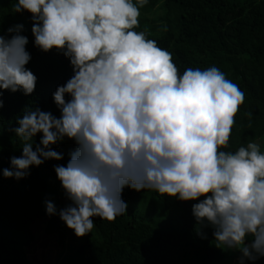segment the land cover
Wrapping results in <instances>:
<instances>
[{
  "label": "clouds",
  "instance_id": "clouds-1",
  "mask_svg": "<svg viewBox=\"0 0 264 264\" xmlns=\"http://www.w3.org/2000/svg\"><path fill=\"white\" fill-rule=\"evenodd\" d=\"M147 3L15 0L13 12L30 13L33 46L62 54L72 75L51 94L59 117L22 109L12 129L21 155L0 174L19 180L30 166L62 159L52 145L67 138L75 148L53 170L68 203L44 207L76 237L92 232L93 218L124 215L128 187L195 201L191 215L212 229L215 247L238 251L237 264L255 262L264 257V151L251 141L226 150L244 93L214 65L178 72L170 52L136 31ZM22 31L16 24L0 35V91L28 96L37 78L25 67Z\"/></svg>",
  "mask_w": 264,
  "mask_h": 264
},
{
  "label": "trees",
  "instance_id": "trees-1",
  "mask_svg": "<svg viewBox=\"0 0 264 264\" xmlns=\"http://www.w3.org/2000/svg\"><path fill=\"white\" fill-rule=\"evenodd\" d=\"M14 3L0 0V35L10 26L23 25L21 35L28 39L25 47L31 57L25 67L37 79L28 96L0 91V171L10 166L11 157L21 155L22 142L12 129L22 109L33 106L59 117L51 94L72 75L62 54L33 46L30 13L13 12ZM139 12L136 31L170 52L178 72L214 65L244 93L226 150L235 151L251 141L264 151V0H148ZM162 26L167 30L162 31ZM40 136L36 134L33 148ZM74 148L66 138L52 145L62 159L30 166L29 175L19 180L0 174V264H35L31 253L49 238L61 248L68 240L66 254L59 255L61 264H220L228 260L225 251L215 247L212 229L196 226L190 211L195 201L181 202L128 187L121 193L127 205L124 215L111 222L93 218L92 232L76 237L59 217L46 215L44 207L53 187L67 205L53 166L66 164ZM42 264L49 263L43 260ZM245 264H264V257Z\"/></svg>",
  "mask_w": 264,
  "mask_h": 264
},
{
  "label": "rangeland",
  "instance_id": "rangeland-1",
  "mask_svg": "<svg viewBox=\"0 0 264 264\" xmlns=\"http://www.w3.org/2000/svg\"><path fill=\"white\" fill-rule=\"evenodd\" d=\"M50 201L55 204L58 210L66 206L65 200L62 198L56 187H53L52 195H50ZM56 216L58 217V215ZM55 242L57 241L54 238L47 239V242L43 247H39L37 251L31 253V260L34 261L35 264H42L43 260L47 261L49 264H61L62 257H59V255L61 253L63 255L66 254L68 240L65 241L63 248L59 247L58 244L55 246ZM224 251L228 260L220 264H237L238 255H240L239 252L229 249H224Z\"/></svg>",
  "mask_w": 264,
  "mask_h": 264
}]
</instances>
